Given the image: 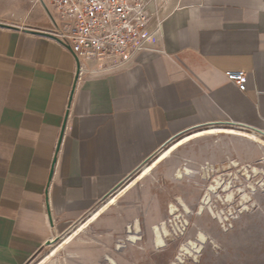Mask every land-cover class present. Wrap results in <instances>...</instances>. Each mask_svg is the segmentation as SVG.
<instances>
[{
	"label": "crops",
	"instance_id": "1",
	"mask_svg": "<svg viewBox=\"0 0 264 264\" xmlns=\"http://www.w3.org/2000/svg\"><path fill=\"white\" fill-rule=\"evenodd\" d=\"M155 6L163 53L74 86L71 54L23 29L47 27L39 6L0 0V264H28L172 138L217 122L264 132V0Z\"/></svg>",
	"mask_w": 264,
	"mask_h": 264
},
{
	"label": "rangeland",
	"instance_id": "2",
	"mask_svg": "<svg viewBox=\"0 0 264 264\" xmlns=\"http://www.w3.org/2000/svg\"><path fill=\"white\" fill-rule=\"evenodd\" d=\"M212 126L240 131L245 136L215 132L191 137ZM239 127L208 123L172 138L123 178L117 188L120 192L116 189L110 194L116 196L114 203H106L107 196L65 228L54 244L77 225H84L57 249L51 261H43L49 243L28 264H109L104 260L107 256L115 264H264V136L255 134L254 139L252 130ZM187 136L190 139L170 150L165 158H157L169 144ZM144 165H152L151 170L141 175ZM185 168L187 175L174 177L178 169ZM215 180L225 184L229 192L217 188L210 193ZM182 203L189 213L184 212ZM171 205L176 214L170 213ZM96 209H100L98 215L90 220ZM135 221L140 227L139 241L129 243L125 227L127 230ZM161 222L168 230L163 247L152 243L150 231ZM199 234L205 243L195 242L198 251L194 255L186 253L184 248H191Z\"/></svg>",
	"mask_w": 264,
	"mask_h": 264
},
{
	"label": "built area",
	"instance_id": "3",
	"mask_svg": "<svg viewBox=\"0 0 264 264\" xmlns=\"http://www.w3.org/2000/svg\"><path fill=\"white\" fill-rule=\"evenodd\" d=\"M33 2L42 10L48 25L36 30L23 29L36 31L71 54L75 64L74 86L81 80L127 70L140 54L163 53V18L160 8L155 6L156 0ZM225 77L239 90H245L243 72L229 71Z\"/></svg>",
	"mask_w": 264,
	"mask_h": 264
},
{
	"label": "bare ground",
	"instance_id": "4",
	"mask_svg": "<svg viewBox=\"0 0 264 264\" xmlns=\"http://www.w3.org/2000/svg\"><path fill=\"white\" fill-rule=\"evenodd\" d=\"M240 128H242V127H239L238 129H240ZM215 132H226V133H228V134H234V135H238V136H245V133H243V132H240V131H236V130H233V129H230V128H221V127H215V126H212V127H209L207 130H204L203 132H196V133H193V135H191V137H195V136H198V135H201V134H204V135H206V134H214ZM252 133V137L254 138V139H256V136H255V134H257V135H263L264 136V134H262L261 132H257V131H255V130H252L251 131ZM247 138V137H246ZM187 139H190V136H187V137H184L183 139H181V140H178V141H176L175 143H173L171 146H170V144H169V147L167 148V149H165L164 151H162L161 153H160V155H159V157H157L159 160L160 159H162V158H165L167 155H168V153L170 152V150H172L174 147H176L177 145H179L182 141H184V140H187ZM159 154V153H158ZM159 160H157V161H159ZM153 161V160H152ZM156 163V162H155ZM234 165L236 166V164L234 163ZM152 166V165H151ZM151 166H149V165H144L143 167H142V174L141 175H144V174H147V173H149L150 172V170H151ZM141 171V170H140ZM182 172H184V174H188L189 173V171L187 170V169H184V171L183 170H181V169H178L177 171H176V173H175V176H176V178L177 179H182ZM253 172H254V170H253ZM256 173V172H255ZM248 174V173H247ZM139 177H140V175H138ZM215 182V185H212V186H210V189H209V192L210 193H212V192H214L215 193V191H216V189L217 188H223L224 190H227L228 192H229V188L225 185V184H221L218 180H215L214 181ZM231 192V191H230ZM232 193V192H231ZM228 196V198H230V197H232V194H228L227 195ZM208 198V197H207ZM114 203L115 202V199H114V197H111V195H110V198H108L107 199V201H106V203ZM182 202V201H181ZM179 203V202H178ZM182 205V208H183V210H184V212L185 213H189V209H188V207L185 205V204H181ZM104 205H102L101 206V208L103 207ZM180 207V206H179ZM100 211V209H96L95 211H93L89 216V219L90 220H93V219H95L96 218V216L98 215V212ZM168 211H169V209H168ZM202 211H203V208L201 207V209H200V212L199 213H202ZM176 212V209H175V207H173L172 205L170 206V213H172V214H176L175 213ZM170 215V214H169ZM186 222V221H185ZM87 223V222H86ZM90 223V222H89ZM186 224H187V222H186ZM186 224H184V225H186ZM183 225V226H184ZM83 224H79V225H77L75 228H73L71 231H69V232H67L65 235H63L62 236V238H61V240L60 241H58L56 244H54L55 243V241L59 238V236L60 235H56V236H54V238L52 239V240H49V242H50V245H49V249H48V251H47V255L44 257V259H43V261H45V260H48V261H51L52 260V258H53V256H54V254H55V252L57 251V249L60 247V246H62L63 244H65V243H67V242H69L70 240H71V238H72V236L76 233V232H78L79 230H81L82 228H83ZM161 226V230L159 229V227H157V228H153L154 229V234H153V242H155V243H153V244H156L157 246H159V247H163L164 245H165V238L168 236V230H167V228H166V223H163L162 225H160ZM131 230L132 231H134V232H137L136 230H135V226L134 227H132L131 225H129V226H127V232H131ZM127 239L128 240H130V241H132V242H134L135 240H137V238L136 237H134V236H127ZM195 242H197L198 244H200V245H202L203 243H205V239H204V236H202L201 234H199V239H195L194 240V242H191V248H184V251L186 252V253H188V254H195L197 251H198V249H199V247H198V245L197 246H194V244H195ZM46 246V245H45ZM48 247V246H47ZM121 246H118V248H120ZM192 255V256H193ZM191 256V255H190ZM189 257V256H188ZM108 260V259H107ZM40 262V261H39ZM109 262L111 263V264H113V262L111 261V260H109Z\"/></svg>",
	"mask_w": 264,
	"mask_h": 264
},
{
	"label": "water",
	"instance_id": "5",
	"mask_svg": "<svg viewBox=\"0 0 264 264\" xmlns=\"http://www.w3.org/2000/svg\"><path fill=\"white\" fill-rule=\"evenodd\" d=\"M228 124H231V123H228ZM241 127H245V126H241ZM246 128H247V127H246ZM248 129H250V130H255V129H252V128H248ZM255 131H257V132H261V131H258V130H255ZM261 133L264 134V132H261ZM61 135H62V133H61L60 136H59L58 144H59V142H60ZM49 243H50L49 241L46 242V244H49Z\"/></svg>",
	"mask_w": 264,
	"mask_h": 264
}]
</instances>
